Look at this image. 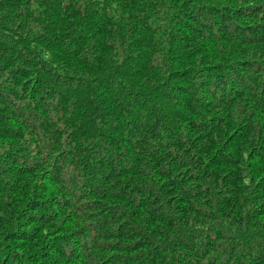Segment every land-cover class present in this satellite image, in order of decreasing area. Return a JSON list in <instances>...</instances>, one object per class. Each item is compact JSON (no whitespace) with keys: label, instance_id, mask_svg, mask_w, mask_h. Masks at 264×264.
<instances>
[{"label":"trees","instance_id":"trees-1","mask_svg":"<svg viewBox=\"0 0 264 264\" xmlns=\"http://www.w3.org/2000/svg\"><path fill=\"white\" fill-rule=\"evenodd\" d=\"M0 264H264V0H0Z\"/></svg>","mask_w":264,"mask_h":264}]
</instances>
